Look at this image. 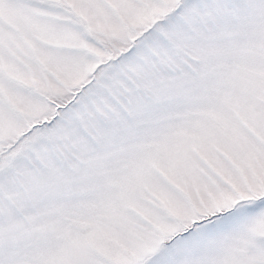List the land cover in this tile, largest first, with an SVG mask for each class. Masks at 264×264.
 Listing matches in <instances>:
<instances>
[{
  "label": "snow or ice",
  "instance_id": "snow-or-ice-1",
  "mask_svg": "<svg viewBox=\"0 0 264 264\" xmlns=\"http://www.w3.org/2000/svg\"><path fill=\"white\" fill-rule=\"evenodd\" d=\"M0 264H264V0H0Z\"/></svg>",
  "mask_w": 264,
  "mask_h": 264
}]
</instances>
